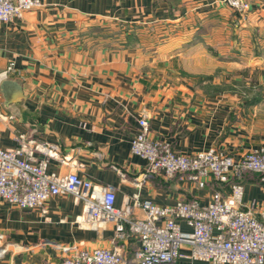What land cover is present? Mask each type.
Wrapping results in <instances>:
<instances>
[{"label": "crops", "instance_id": "1", "mask_svg": "<svg viewBox=\"0 0 264 264\" xmlns=\"http://www.w3.org/2000/svg\"><path fill=\"white\" fill-rule=\"evenodd\" d=\"M42 1L22 18L0 21V73L13 63L7 79L21 86L8 102L1 89L6 78L0 80V147H17L22 140L57 144L68 160L50 158L48 172L76 171L98 186L114 187L119 208L132 207L136 197L172 205L193 199L208 203L216 190L228 194L230 183L210 179L200 188L185 175L150 172L147 161L132 152V140L145 116L150 136L167 140L182 154L218 149L240 159L264 146V51L255 45L245 57L242 47L261 41L264 0H248L245 23L223 0ZM194 18L202 23L190 24L183 53L158 37L151 38L156 45H147L148 28ZM193 36L205 49L195 57L185 44ZM194 58L205 62L193 67ZM246 58L251 60L244 66ZM210 59L221 73L230 67L236 80L248 71L244 87L254 92L209 81ZM43 157L36 152V158ZM232 181L244 185L243 207L264 220L261 174L245 171ZM47 209L0 200V264H62L75 250L97 247L118 248L129 257L139 247L128 229L117 236L114 222L81 223L83 201L71 194L51 197ZM132 215L145 212L134 207ZM190 252L183 247L185 256L177 264H208L186 257Z\"/></svg>", "mask_w": 264, "mask_h": 264}, {"label": "built area", "instance_id": "2", "mask_svg": "<svg viewBox=\"0 0 264 264\" xmlns=\"http://www.w3.org/2000/svg\"><path fill=\"white\" fill-rule=\"evenodd\" d=\"M223 1L242 19L248 18L251 6L247 0ZM43 5L42 0H0V21L22 18L27 11ZM14 71L10 63L0 73V80ZM139 124L131 150L147 161L150 172L168 178L185 175L200 188L215 179L230 183L231 191L224 194L216 190L208 203L193 199L159 205L136 197L132 207L119 208L114 187L98 186L76 171L48 172L50 158L68 160L61 156L57 144L22 140L17 147H0V200L47 213L51 197L71 194L76 201H83L84 210L78 218L81 223L103 227L114 222L117 236L129 231L140 242L129 257L118 248L97 247L75 250L64 257L62 264H177L185 256L182 248L186 246L191 250L186 257L208 264H264V220L243 207L244 185L232 181L245 171H253L261 174L264 182V146L246 152L240 159L218 149L186 155L175 151L167 140L151 137L145 116ZM36 152L44 157L36 158ZM134 207L141 208L145 216L131 217ZM180 220L191 230H183Z\"/></svg>", "mask_w": 264, "mask_h": 264}, {"label": "rangeland", "instance_id": "3", "mask_svg": "<svg viewBox=\"0 0 264 264\" xmlns=\"http://www.w3.org/2000/svg\"><path fill=\"white\" fill-rule=\"evenodd\" d=\"M223 2L225 3V5L227 7H229L232 10H234L226 1H223ZM250 12H251V10L249 11V14H250ZM249 14H248V17H249ZM238 17L244 23L248 19L247 18L246 20H244L239 15H238ZM180 22L181 23H179L178 26L177 25L176 26H173V25L172 26H162V25L157 26L156 25L154 27L148 28L149 31H148V33L145 34L146 38L148 39V40H146L147 45L153 46V44H155V43L153 42V39H151V38H153V37L157 38L158 37V38H160L163 41L164 44H169L170 43L171 45L177 46L174 49V50H176V52H179V50H180L181 53H183L184 45H182V44H183V40L185 38V34L191 29L190 24L191 23L195 24V25L196 24H201L202 21L199 18H194V19H192L191 21H188V22H183V21H180ZM211 30H213V28H211L209 30L210 32L207 33V36L212 34ZM259 33H260V36H261L260 37L261 38L260 43H254V42L251 43V42L248 41V43L245 42V43L242 44V47H245L244 50H246L245 53H244L245 57H249V51L253 50L255 45H256L257 48L260 47L261 50L264 51V29L262 31L259 30ZM250 34H251V32H250ZM250 34L248 32L247 34H245V36L248 37V36H250ZM194 36H193L191 42L185 43V44L191 45L193 47V49L189 53L195 57V55H199L201 53V51L204 49V46H203V48L200 47L199 46V44H200L199 39H197V37L194 38ZM169 37L173 38L172 42L168 41ZM248 40H250V38ZM196 41H199V42H196ZM207 53L211 54L212 52H210L207 49ZM250 60H251V58H248V59L246 58L245 60L242 59L241 64H243L244 66L246 64H250L249 63ZM200 61L205 62V59L201 60L200 58H197V59L194 58L192 60V63L194 65L193 67H196ZM196 62H198V63H196ZM215 65H216V61L215 60H212V59L208 60V65H207V66H209L208 67V72H209V74H213V75H210L209 81H211V82L220 81L221 84H226L225 85L226 87L229 86V85L234 87V85H235L236 88L242 89L243 91H246V93H250L251 92V94H252L254 92L253 89H252V91H249V90H247L248 88L244 87V85L247 84L246 82L249 81V79L251 78L249 76V74H248L249 73L248 71H246V72L244 70L241 71L239 79L236 80V78L232 77L231 73H229V72H231L230 70H232L230 67H226L225 72L221 73V71L219 69H217ZM198 76L199 75H196V77H198ZM253 77H254V75H253ZM253 77H252V79H253ZM252 79H251V81H252ZM254 90H256V88Z\"/></svg>", "mask_w": 264, "mask_h": 264}, {"label": "water", "instance_id": "4", "mask_svg": "<svg viewBox=\"0 0 264 264\" xmlns=\"http://www.w3.org/2000/svg\"><path fill=\"white\" fill-rule=\"evenodd\" d=\"M1 89L3 90L7 101H12L17 98L21 93L20 84L12 79H4L1 82Z\"/></svg>", "mask_w": 264, "mask_h": 264}]
</instances>
